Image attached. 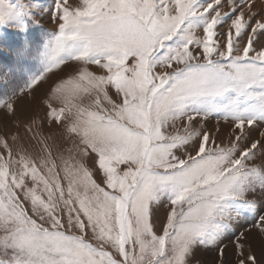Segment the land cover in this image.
<instances>
[{
    "label": "snow or ice",
    "instance_id": "1",
    "mask_svg": "<svg viewBox=\"0 0 264 264\" xmlns=\"http://www.w3.org/2000/svg\"><path fill=\"white\" fill-rule=\"evenodd\" d=\"M226 3L0 0V264H264V6Z\"/></svg>",
    "mask_w": 264,
    "mask_h": 264
},
{
    "label": "rangeland",
    "instance_id": "2",
    "mask_svg": "<svg viewBox=\"0 0 264 264\" xmlns=\"http://www.w3.org/2000/svg\"><path fill=\"white\" fill-rule=\"evenodd\" d=\"M42 3L45 4V6H50L52 5V0H42ZM264 6V0H256V8H260ZM223 11H228V7H227V3L226 0H224V6H223ZM259 18V17H258ZM254 23V22H253ZM41 24L43 25L42 28H36L35 26H33V31L29 34L30 38L35 40L36 38L40 37H44L45 33L48 31L53 30L56 26L54 23H52L47 16H45L43 18V20H41ZM227 28V25L224 26L223 29H221V31H223L224 29ZM0 31L6 32L9 34V41L11 43H19L21 42L25 37L20 34L17 35V33L10 28H2L0 29ZM261 43H264V37L261 38ZM255 47L259 48L260 44H256ZM7 62L6 59L4 57H0V63H4ZM93 69H95V66H92ZM48 87V84L45 83L41 86V88L37 89L36 93L34 94L35 99H33L32 97H25L22 98L18 105H17V116L23 120L26 118V116L29 114L28 109L33 106V105H37L39 103V100L42 96L43 91ZM3 116V113L0 112V117ZM4 123H6L8 125V127H12L13 126V119L11 118H5ZM216 121L215 119L210 121V127L211 126H215ZM0 127H2V125H0ZM258 134V133H257ZM257 163H259V160L257 161ZM251 221H245V220H241L239 222V225H242V228H248L250 225ZM238 226L234 225L233 227V231L236 230ZM242 230V229H241ZM225 244H228L229 241L225 240L224 241ZM217 248L215 247H200L196 250V260L199 262V264H215L216 260H217ZM225 259L226 261H231L234 259V253L233 250L231 249V247H229L226 251L225 254Z\"/></svg>",
    "mask_w": 264,
    "mask_h": 264
}]
</instances>
